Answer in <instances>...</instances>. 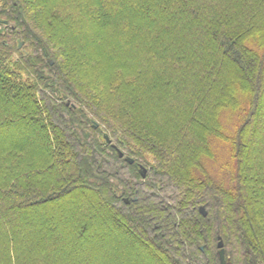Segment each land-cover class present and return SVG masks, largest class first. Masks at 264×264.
<instances>
[{"label":"trees","instance_id":"16d2710c","mask_svg":"<svg viewBox=\"0 0 264 264\" xmlns=\"http://www.w3.org/2000/svg\"><path fill=\"white\" fill-rule=\"evenodd\" d=\"M219 238L264 264V0H0V264H218Z\"/></svg>","mask_w":264,"mask_h":264},{"label":"water","instance_id":"95a60500","mask_svg":"<svg viewBox=\"0 0 264 264\" xmlns=\"http://www.w3.org/2000/svg\"><path fill=\"white\" fill-rule=\"evenodd\" d=\"M22 42L23 41L21 40V38L18 39L17 48H20L21 47ZM97 125H98L97 122H94L93 123V126L94 127H97ZM103 138H104V144L105 145H108V144L111 143V139L109 138V136H108L107 133H105V132L103 133ZM112 145L116 149L117 154H118L119 157H124V159L127 162L133 163V161H134L133 158H131L130 156H124V153L115 144H112ZM139 172L142 175V177H144L145 174H146V168L143 165H140L139 166ZM135 199H136V196H133L132 197V200H135ZM124 201L127 203L130 200L128 198H124ZM199 211L201 212V214L206 215V210H205V208L203 206H201L199 208ZM217 248H218V252L217 253H218V258H219L218 264H231V263H229L227 261V259L225 257V251H224V247H223V241L220 238H219V241L217 243Z\"/></svg>","mask_w":264,"mask_h":264},{"label":"rangeland","instance_id":"374dc122","mask_svg":"<svg viewBox=\"0 0 264 264\" xmlns=\"http://www.w3.org/2000/svg\"><path fill=\"white\" fill-rule=\"evenodd\" d=\"M18 39H20V38H18ZM22 40V39H21ZM19 50H24V44H23V42H22V45H21V47L20 48H18ZM14 56H17V53H14L13 54ZM95 72L94 71H92V73L90 72V74L88 73V75H91L90 76V78L91 79H93V74H94ZM216 155H217V157H215V159L214 160H210V161H208L207 162V166L209 167V169H210V171L214 174V175H220V174H222V172L220 171V169H219V166L221 165V163L223 162V161H225V160H227L228 159V156H227V152H226V150H225V148H224V146H222V145H217V149H216ZM104 225V224H103ZM105 225H112L109 221L107 222V223H105ZM106 227V226H105ZM27 228H29V227H27L26 226V229ZM116 230V232L118 233V235L120 234V236H123V233L119 230V229H115ZM108 235H109V237H115V235L116 234H114V232H112L111 233V231H110V233L108 232ZM226 259H227V261L229 262V263H231L230 262V259L228 258V257H226Z\"/></svg>","mask_w":264,"mask_h":264}]
</instances>
